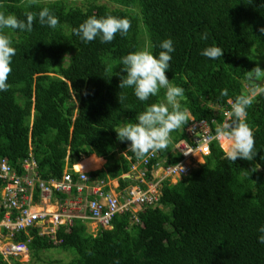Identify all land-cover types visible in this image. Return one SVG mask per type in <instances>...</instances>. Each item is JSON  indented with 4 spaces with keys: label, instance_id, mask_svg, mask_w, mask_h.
<instances>
[{
    "label": "trees",
    "instance_id": "1",
    "mask_svg": "<svg viewBox=\"0 0 264 264\" xmlns=\"http://www.w3.org/2000/svg\"><path fill=\"white\" fill-rule=\"evenodd\" d=\"M108 1L117 6L98 0L81 4L0 0V12L19 19L43 7L59 19L55 29L38 20L31 32L8 29L16 55L9 88L0 92V158L17 174L26 172L21 161L29 157L31 146L38 176L58 179L69 148V164L81 154L106 159L104 168L89 176L118 177L120 189L135 183L120 177L137 157L127 149V141L117 139L114 129L135 122L147 105L162 100L163 90L142 102L132 88H119L120 77L115 74L120 58L143 45L158 55L160 42L172 39L175 51L165 74L184 89L181 104L190 117L208 121L214 134L228 120L229 99L255 86L246 75L257 64L252 53L264 59L260 33L264 0ZM105 14L129 19L127 35L117 33L110 43L99 38L86 43L73 34L72 29L87 17ZM208 45L221 47L222 58L201 55ZM225 88L228 95L221 96ZM121 95L126 97L123 102L118 100ZM247 122L258 149L253 161L227 160L213 140L203 163L186 175H175V182L166 178L155 203L115 213L110 229L99 228L93 234L86 221L75 219L59 225L53 239L39 236L36 227L15 239L30 238L27 247L36 260L52 247L74 249L76 256L65 264H264V244L257 240L258 228L264 225V96L247 109ZM187 125L171 133L167 149L158 150L165 165L181 161L171 149L174 142L186 138ZM99 164L95 160L94 165ZM3 185L0 179V190ZM8 260L17 263L13 257ZM0 264H9L1 253Z\"/></svg>",
    "mask_w": 264,
    "mask_h": 264
},
{
    "label": "clouds",
    "instance_id": "2",
    "mask_svg": "<svg viewBox=\"0 0 264 264\" xmlns=\"http://www.w3.org/2000/svg\"><path fill=\"white\" fill-rule=\"evenodd\" d=\"M36 2L37 0H32V3ZM34 20H38L40 25H47L52 29H55L59 24L58 17L48 7H43L38 13H26L25 19H19L14 14L0 12V92L7 91L9 88L8 77L12 71V58L16 55V49L13 47L10 37L5 34V29L31 32ZM130 27L131 21L127 18L117 17L112 14H105L101 17L92 15L80 23L78 27L73 28L72 32L86 43L97 38L102 43H110L117 33L121 36H126ZM260 33L264 34V27L260 28ZM159 48L161 51H159L158 55H154L152 47L147 46L129 52L120 58L119 71L115 74L120 77V89L132 88L134 95L142 102L148 101L150 97L158 96L161 90H163V99L158 103L147 105L136 116L135 122L122 123V125L114 129L117 139L127 141V149L137 157L136 160L130 162L129 171L120 175L121 178L129 179L135 183L122 189L126 193L130 188L135 187L146 190L149 183L157 182L155 191L158 197L162 182L168 177L176 178L175 175H171L160 179V176L156 175L155 171L152 170L158 164L161 168L165 166L166 160L164 157H160L159 151L168 148L173 131L182 128L187 122L190 123L191 118H193L190 117L188 109L181 104V100L185 94L184 89L171 83L165 74L166 70L170 69L171 53L175 51L172 39L167 38L162 40ZM223 52L224 50L219 46L208 45L201 51V55L211 60H217L222 58ZM253 60H256V57ZM246 79L253 82L255 86L249 87L246 92L236 95L234 99H229L230 110L227 113L228 120L216 127L215 136L212 137V139L219 142L220 146L222 142L223 148H221L224 150L225 158L234 163L238 158L253 161L258 150L255 147L254 130L247 122V109L256 101L258 96H264V68L259 66L257 62L256 66L247 71ZM220 94L221 96H227L228 89H222ZM125 98L124 95H121L118 100L119 102H123ZM186 139L187 136L186 138H180L172 144L176 154L179 153L181 155L177 149V145ZM150 153H156L157 157L144 165L142 160ZM94 154H81L76 161L80 163L89 158L90 155L94 156ZM28 155H31V146L28 150ZM67 155L69 156V148ZM83 155H85L84 158H82ZM31 157L33 158L32 155ZM135 164H141L143 167H146L145 171H142L144 172V176L137 174L134 177L130 174V169ZM179 171H183L182 166ZM66 172L71 173L73 180L80 173H84L87 176V173L82 172L80 169H77L76 172L74 170ZM72 173H75L76 176ZM153 174L154 178L152 177ZM245 175L249 178V173L246 172ZM116 179L119 182V178L116 177ZM120 202L123 201L121 200ZM139 205L131 204V206L123 210L136 211ZM111 227L110 222L108 227L103 229H110ZM97 229L99 230V228ZM258 232V243L264 244V225L259 226ZM2 255L4 256V254ZM9 256L17 258L16 256ZM8 259L5 258V260Z\"/></svg>",
    "mask_w": 264,
    "mask_h": 264
},
{
    "label": "built area",
    "instance_id": "3",
    "mask_svg": "<svg viewBox=\"0 0 264 264\" xmlns=\"http://www.w3.org/2000/svg\"><path fill=\"white\" fill-rule=\"evenodd\" d=\"M186 136L187 139L177 145L183 159L195 151L203 156L210 153V143L215 140L212 139L215 134L208 121L191 118L186 127ZM155 157H157L156 153H150L143 158L142 163L146 165ZM182 163L183 161L175 165L163 166L161 168L163 177L188 174L191 168L183 166ZM180 165L183 171H179ZM36 167V161L29 155L21 161V168L26 172L20 175L6 159L0 158V179L4 182L0 190V253L2 254L18 256V254L27 253L30 238L17 241L15 236L20 232L27 233L34 227L39 229V235L46 236L44 228L47 225L53 233L55 228L61 224H70L74 218H84L91 220L96 228H106L115 213L127 209L131 204H153L158 199L155 191L157 182L149 183L146 190H141L139 187L130 188L123 202H120L109 191L101 192L97 187L93 190L96 197L86 199L83 203L78 201L73 204H64L59 209L50 212L34 210L32 209L34 190L40 197L48 198L54 192H66L73 187L78 190L80 189L78 182L86 180L84 173H80L73 180L71 173L68 172L63 173L58 179L44 180L38 176ZM138 174L144 176V172Z\"/></svg>",
    "mask_w": 264,
    "mask_h": 264
},
{
    "label": "crops",
    "instance_id": "4",
    "mask_svg": "<svg viewBox=\"0 0 264 264\" xmlns=\"http://www.w3.org/2000/svg\"><path fill=\"white\" fill-rule=\"evenodd\" d=\"M171 151L175 153V150L173 149V147H172ZM92 154H94V153H92ZM94 156H95V158L100 160V164H99L100 166L99 165H91V166L79 168L82 172L87 173L86 180L78 182V183H80L79 184L80 189L77 190L76 187H73L69 191H66V192H54V193H52L51 197H48V198L40 197L38 192L36 190H34L33 195H32V197H33L32 209H34V210H46L49 207V208H51V210H46V211L50 212V211H55V210L59 209L64 204H70V203L73 204L74 202H78V201L83 203L86 199H92V198L96 197L93 194V190L97 187L101 192L109 191L111 194L115 195L120 201L123 200L126 192L123 189L119 188V182L117 181L116 177L115 178L107 177L105 179H97V178H95L96 176L91 177L88 175V173L91 171H97V170L104 168V164L106 163V159H104L103 157L96 156L95 154H94ZM197 158H201L203 160L204 156L201 155L200 153H198L197 151H195L189 157L181 160V161H183L182 165L185 167H189V168H195L200 164V161ZM68 160H69V156L66 155V157L64 159L63 172H66L69 170H74V172H76L77 166L75 168V165H76L75 163H77V161L74 164H69ZM203 162H204V160L202 161V163ZM77 164H79V163H77ZM94 166H99V167H94ZM145 168L146 167H143L141 164H135L133 166V168L130 169V174L135 177L139 172L145 171ZM152 170L155 171L156 175L158 174L160 176V179L163 178V173L161 172V167L159 164ZM152 177L154 178V174ZM171 180L174 181L175 177H172ZM75 219H80V220L86 221V219H84V218H74L72 220V222ZM70 224H72V223H70ZM90 224H93L95 227V224L91 220H87L85 223V225H87V228H89L88 226ZM61 225H65V224H61ZM49 227H50L49 225L45 226V228H44L45 235L47 237L53 239L54 233H55L57 228H55V231L52 233L49 230ZM97 230L98 229H95L96 232H97ZM87 231H90V230L87 229ZM58 241H60V240H58ZM16 257L17 258H14V259L18 260V256H16ZM7 261L9 264H12V261L11 262H10V260H7Z\"/></svg>",
    "mask_w": 264,
    "mask_h": 264
},
{
    "label": "rangeland",
    "instance_id": "5",
    "mask_svg": "<svg viewBox=\"0 0 264 264\" xmlns=\"http://www.w3.org/2000/svg\"><path fill=\"white\" fill-rule=\"evenodd\" d=\"M41 2H51V1H54V0H39ZM65 2H70V3H73V4H81L84 0H64ZM100 2H104V3H107L109 7L111 8H114L116 7L117 5L111 1H108V0H98ZM5 34H7L10 39L12 37V34L11 32L8 30V29H5ZM146 47V45H143L142 48ZM256 57V60L258 63H259V66H261L262 68H264V59L261 55H255L254 53L251 54V60H253L254 58ZM245 86L247 87V84H245ZM251 87V86H249ZM163 93V91H162ZM163 99V98H162ZM75 105H77L76 101H75ZM76 106L74 107V111L76 110ZM227 113H226V119H227ZM189 124V123H188ZM188 126V125H187ZM222 143V142H221ZM92 155H90L91 157ZM85 155L82 156V158H84ZM95 160H99L95 157H91V159L87 160H83L84 162H80L81 165L79 166V164H77V166H79L77 169H79L80 167H87V166H91L94 164ZM204 160V158H203ZM201 158H199V161L202 162L203 161ZM86 161V162H85ZM100 161V160H99ZM100 166V165H99ZM99 166H94V167H99ZM90 168V167H89ZM177 178H175V180L172 182H175ZM135 209V208H134ZM46 210H51V208H47ZM89 228H87V225H86V228L88 230H90L89 232H92L93 234L96 233L95 229H97L96 227H94L93 224H90L88 226ZM27 253L25 254H18V262L17 263H14V264H49V262L47 260H53V261H58L60 260L59 263L61 264H65L66 262H68L70 259H72L73 257L76 256V252L74 249H62L60 247H52V248H49V249H46L44 250L42 253H39L41 259H38L36 260L35 258H32V255H31V252L29 250V248L27 247ZM4 257L5 258H9V255H5L4 254ZM11 262V260H10ZM13 264V262H12Z\"/></svg>",
    "mask_w": 264,
    "mask_h": 264
},
{
    "label": "bare ground",
    "instance_id": "6",
    "mask_svg": "<svg viewBox=\"0 0 264 264\" xmlns=\"http://www.w3.org/2000/svg\"><path fill=\"white\" fill-rule=\"evenodd\" d=\"M189 125V124H188ZM94 165V164H93ZM76 166H77V164L75 165V168H76ZM77 168H78V166H77ZM81 168V167H80Z\"/></svg>",
    "mask_w": 264,
    "mask_h": 264
},
{
    "label": "water",
    "instance_id": "7",
    "mask_svg": "<svg viewBox=\"0 0 264 264\" xmlns=\"http://www.w3.org/2000/svg\"><path fill=\"white\" fill-rule=\"evenodd\" d=\"M221 147L223 148L222 143H221Z\"/></svg>",
    "mask_w": 264,
    "mask_h": 264
}]
</instances>
